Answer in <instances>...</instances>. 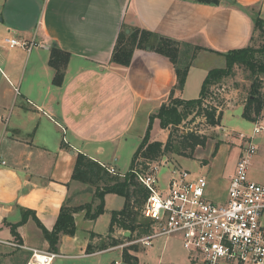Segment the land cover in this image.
Listing matches in <instances>:
<instances>
[{
  "label": "crops",
  "instance_id": "crops-1",
  "mask_svg": "<svg viewBox=\"0 0 264 264\" xmlns=\"http://www.w3.org/2000/svg\"><path fill=\"white\" fill-rule=\"evenodd\" d=\"M6 4V15L0 7V240L47 251L49 242L37 222L51 231L61 206L81 193L82 186L72 177L77 154L125 174L128 170L120 173L115 164L138 146L151 113L172 91L183 99L197 92L199 96L212 68L201 66L202 56L222 58L225 65L223 53L248 46L255 18L264 19V0H0L1 6ZM122 26L178 41L182 58L194 52L182 90L174 89L177 77L171 61L149 47L134 49L126 66L110 61ZM3 37L34 44L6 43L4 48ZM51 47L69 53L60 85L52 83ZM228 143H220L202 166L207 171L206 195L218 203L227 199L242 144ZM258 145L248 176L264 184V152ZM210 173L214 176L209 178ZM91 197L94 208L98 200ZM99 218H87L84 209L75 212V232L59 235L51 264H131L123 260L122 242L87 253L89 244L108 234L95 228ZM17 223L14 235L11 229ZM126 232L115 229L112 236L127 238ZM30 254L0 242V264H25ZM170 261L185 264L186 259Z\"/></svg>",
  "mask_w": 264,
  "mask_h": 264
},
{
  "label": "trees",
  "instance_id": "trees-1",
  "mask_svg": "<svg viewBox=\"0 0 264 264\" xmlns=\"http://www.w3.org/2000/svg\"><path fill=\"white\" fill-rule=\"evenodd\" d=\"M197 1L202 3L218 2V0ZM254 29L259 32V35L264 37L263 18H255ZM146 47H149L151 51L167 57L171 61L175 67L177 77L174 89L182 90L187 71L191 66L192 58L195 54L193 52L192 55H186L185 58H182L180 44L172 38L160 35L145 28H129L127 26H122L113 47L110 61L126 66L131 61L134 49ZM197 49H200V47L195 46V50ZM249 51H251V49L249 46H246L223 53L225 65L223 67H215L208 70L201 84L200 93L197 98L183 99L174 96L172 91L168 102L163 103L149 116L146 131L133 153L128 171L125 174H122V177L118 174H110L106 170L105 165H101L97 161L78 153L72 177L81 182L96 183L94 196L98 199V203L94 208L90 203L84 206H68L66 203L63 204L60 208L56 223L51 231L45 229L39 222H37L49 242V251H57V244L61 233L69 235L74 234L75 223L73 214L75 212L84 209L85 216L89 219H95L102 214L104 211V197L107 193H115L122 196L124 198V204L121 209L111 211L108 234L102 239L101 244L97 248L102 250L109 246H115L121 243L120 240L112 236L115 229L129 231L130 234L127 236V239L129 240L149 235L151 232V221L141 215V210L148 195V190L142 186L137 179L136 172L138 173L139 171L137 170V167L140 163L137 162L138 159H143L142 164H151L152 161H156L167 152L191 155L195 146L203 145L206 140V138L193 133L181 132L179 135L180 140L176 143H173L172 140H168L164 144L159 141H150L149 130L153 120L157 118L161 127H167L169 124H179L195 109H197V113H201L207 96L210 94L211 87L217 86L224 77L229 76L235 63L245 61V56ZM68 59L69 53L62 51L58 47H51L49 65L55 71L52 79L53 84L60 85L62 83L64 67L66 66ZM257 87L259 86L256 85V90ZM248 101V105L241 114L246 120L253 122L262 112L264 108V100L261 94L258 93L255 96V92L253 91L252 97H250ZM179 107H181L180 110ZM221 114L222 112H218L216 107H212L209 110H204L203 115L206 116L211 125H218L221 121ZM219 144L220 143L215 144L211 153L212 156L216 153ZM206 162L207 160L202 161V163ZM99 183H102V185ZM25 217L26 215L24 214L22 221L25 220ZM33 217L36 219L35 216ZM139 217L141 220H139ZM19 224L20 223H17L12 226L11 230L14 235H16V228ZM135 231L136 235L133 238V233ZM130 247H135V244L124 247L122 257L124 261L133 263L136 261V255L130 254L129 250L133 249ZM133 250L134 252H137V249ZM86 251L87 253L93 252L94 249L92 245L89 244Z\"/></svg>",
  "mask_w": 264,
  "mask_h": 264
},
{
  "label": "built area",
  "instance_id": "built-area-1",
  "mask_svg": "<svg viewBox=\"0 0 264 264\" xmlns=\"http://www.w3.org/2000/svg\"><path fill=\"white\" fill-rule=\"evenodd\" d=\"M4 41L10 47L34 44L17 38ZM261 131L264 122L255 121L250 136L238 133L240 155L222 203L206 198V177L190 169H175L162 185L157 164H147L146 173L136 172L138 181L148 190L141 215L151 221V232L134 243L150 246L155 237L175 236L190 264H219L222 260L229 264H264V184L248 176L250 159L257 149L253 136ZM105 167L110 174L121 175L113 166ZM0 242L30 251L25 264H51L55 256L54 252L27 247L14 239Z\"/></svg>",
  "mask_w": 264,
  "mask_h": 264
},
{
  "label": "rangeland",
  "instance_id": "rangeland-1",
  "mask_svg": "<svg viewBox=\"0 0 264 264\" xmlns=\"http://www.w3.org/2000/svg\"><path fill=\"white\" fill-rule=\"evenodd\" d=\"M4 14H7V8L9 5L1 6ZM3 37L2 44L6 48V42ZM251 51L245 56V61L238 62L233 65L231 74L227 77H224L217 86H212L210 94L207 96L205 105L202 108L201 113H197L195 109L191 114L187 115L179 124H169L167 127H161L159 120L155 118L152 122L151 128L149 130V140L150 141H159L163 144L168 140H172L173 143L180 140L179 135L181 132L184 133H193L195 135L206 138L203 145H196L191 155H181L173 152H167L164 156H161L156 161H152L151 164H157L159 166V184H164L167 180V177L175 170L180 168H189L193 171H200L207 179V171L202 167L208 162V159L213 157L211 155L215 144L217 143H228L231 142V145L238 144L239 134L243 133L248 136L252 134L253 122L260 121L264 122V108L259 116L255 118L252 122L246 120L242 117V112L248 105V100L252 97V92H255V96L259 93L262 95L264 100V37L259 35L258 31H255V34L252 37L250 44L248 45ZM200 61L201 66H209L212 68L222 67L224 65V60L219 57L210 58L207 55ZM20 65V64H16ZM16 67V72H21V67ZM215 66V67H213ZM211 69V68H210ZM193 84V83H192ZM256 85L257 87L256 90ZM191 88V85H188V88ZM195 85L193 84V90ZM191 93V92H189ZM193 93V92H192ZM187 95V94H186ZM191 95V94H190ZM198 92L195 96L187 97L188 99L196 98ZM168 102V101H167ZM212 107H216L218 112H222L221 121L218 125H211L204 114V110H209ZM181 107H179L180 110ZM155 121L157 126L154 127ZM146 131V130H145ZM238 137V138H237ZM254 144H261L262 153L264 152V131L257 133L252 140ZM140 142V141H139ZM136 142H134L133 145ZM229 144V143H228ZM258 145V146H259ZM129 148V147H128ZM137 146H133L132 151L124 152L121 155L119 161L115 164L120 173H125L129 167L132 160L133 153ZM225 148V147H224ZM203 160H207L206 163H202ZM143 159L139 158L137 162H140L137 170L146 173L147 164H142ZM114 175V174H112ZM121 176V175H119ZM211 173L208 174V177H212ZM122 177V176H121ZM81 193L79 192L77 196H74V200L68 202V206H73V204L78 203L75 206L86 205L90 203L94 204L93 200L96 199L94 196L96 183H87L79 181ZM102 185V183H99ZM208 188V187H207ZM206 188V194H207ZM73 199V197H71ZM206 198L209 199L206 195ZM98 200V199H96ZM210 201L216 202L209 199ZM97 202V201H95ZM124 198L117 194H109L104 198V211L100 214V218L97 220L96 229L101 233H105L108 230L109 216L112 210H119L123 207ZM93 207V206H92ZM139 220L141 218L139 217ZM136 235V231L133 233V238ZM120 240L124 247L131 244H135V247H130L133 249H138L136 252V261L130 262L131 264H168L170 257H176L178 260L186 259L185 264H188L187 253L182 247V244L176 239H168L167 236H159L153 238L152 245L146 246L142 242H135V239H127L124 236H119ZM170 238V237H169ZM101 244V240L96 241L92 244L94 251L99 250L97 247ZM130 249V254H134V250ZM111 257L118 258V252L109 253ZM128 264V263H127ZM172 264H177L175 261ZM190 264V262H189ZM219 264H229L225 261H220Z\"/></svg>",
  "mask_w": 264,
  "mask_h": 264
},
{
  "label": "water",
  "instance_id": "water-1",
  "mask_svg": "<svg viewBox=\"0 0 264 264\" xmlns=\"http://www.w3.org/2000/svg\"><path fill=\"white\" fill-rule=\"evenodd\" d=\"M126 233H127L126 236H129V231H127Z\"/></svg>",
  "mask_w": 264,
  "mask_h": 264
}]
</instances>
